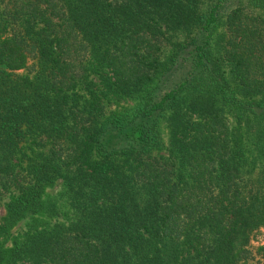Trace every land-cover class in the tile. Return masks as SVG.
I'll return each instance as SVG.
<instances>
[{
    "label": "trees",
    "instance_id": "trees-1",
    "mask_svg": "<svg viewBox=\"0 0 264 264\" xmlns=\"http://www.w3.org/2000/svg\"><path fill=\"white\" fill-rule=\"evenodd\" d=\"M0 208V264H264V0H0Z\"/></svg>",
    "mask_w": 264,
    "mask_h": 264
},
{
    "label": "rangeland",
    "instance_id": "rangeland-1",
    "mask_svg": "<svg viewBox=\"0 0 264 264\" xmlns=\"http://www.w3.org/2000/svg\"><path fill=\"white\" fill-rule=\"evenodd\" d=\"M20 71H21V70H20ZM110 107H111V106H110ZM110 107H109V108H110ZM59 187H60V184L58 183V184H56L54 187L48 189V190H47L48 194H50V195H54V194L56 193V191L59 189ZM2 213H3V209L0 208V215H1Z\"/></svg>",
    "mask_w": 264,
    "mask_h": 264
}]
</instances>
